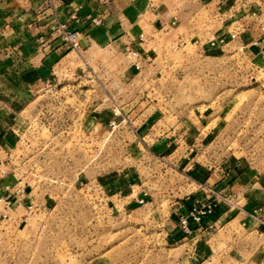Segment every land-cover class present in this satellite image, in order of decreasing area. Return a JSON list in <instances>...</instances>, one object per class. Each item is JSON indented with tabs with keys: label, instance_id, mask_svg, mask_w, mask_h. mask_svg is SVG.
<instances>
[{
	"label": "rangeland",
	"instance_id": "374dc122",
	"mask_svg": "<svg viewBox=\"0 0 264 264\" xmlns=\"http://www.w3.org/2000/svg\"><path fill=\"white\" fill-rule=\"evenodd\" d=\"M167 3L177 25L146 27L142 71L80 37L70 49L80 72L36 94L12 161L37 210L0 220V264H247L264 244L230 216L206 253L177 220L178 204L206 188L264 183V35L251 26L260 42L244 53L208 50L222 26L216 3ZM106 107L138 111L85 129L89 111Z\"/></svg>",
	"mask_w": 264,
	"mask_h": 264
},
{
	"label": "crops",
	"instance_id": "0c3cea01",
	"mask_svg": "<svg viewBox=\"0 0 264 264\" xmlns=\"http://www.w3.org/2000/svg\"><path fill=\"white\" fill-rule=\"evenodd\" d=\"M162 1L172 2L57 0L56 9H52L49 0H0V164H5L12 171L11 175L0 181V199L8 198L12 202L9 209L10 219L21 212L23 221V217L27 216V207L35 205L31 189L28 188L22 195L15 194L21 176L13 164L12 154L16 151L18 133L27 125L26 113L41 89L52 87L55 83L68 79V76L75 77L82 68L74 51H70L59 34L51 30V26L59 22L67 24L72 31H78L83 49H119L126 52V48L131 47L140 53L141 46L146 44L143 38L146 27L150 31L163 29L162 24L169 23L174 17H169L168 3L166 10L159 7ZM199 1L206 5L216 3L219 16L230 17L233 14L232 0ZM241 15L242 13L235 15L229 23L241 19ZM94 19L100 20V25L94 24ZM240 22L253 27L248 18H242ZM224 27L225 24H222L218 33H221ZM255 41L260 42L248 32V49L257 47L253 46ZM142 60L145 65L143 56ZM133 68L138 72L134 66ZM96 110L89 111L92 116H89L88 122L85 123V129H99L104 132L109 128L119 127L138 111L132 108L127 112L117 113L112 107L98 112ZM223 186L224 182L213 189L231 196L234 205L228 207L219 204L215 214L206 220V226L214 224L217 228L225 229L231 226L232 218L229 217L237 216L240 225L251 235L259 233V237H263L264 226L260 224H264V183L249 182L240 177L228 188L223 189ZM196 198L206 199L202 192L200 195L191 196L185 202H180L183 214L188 213ZM177 220L179 226V217ZM191 226L194 230L191 236H186L179 227L182 235L196 243L200 242L201 249L210 253L211 250L206 246H209L212 239L207 240V237L213 232L198 230L193 223ZM263 262L264 244L254 251L247 264Z\"/></svg>",
	"mask_w": 264,
	"mask_h": 264
},
{
	"label": "built area",
	"instance_id": "2783aa9c",
	"mask_svg": "<svg viewBox=\"0 0 264 264\" xmlns=\"http://www.w3.org/2000/svg\"><path fill=\"white\" fill-rule=\"evenodd\" d=\"M57 0H49V6L52 9H56ZM239 7V8H238ZM233 14L230 17L219 16L221 24H225L224 30L221 33H213L209 43L208 50L223 51L226 47L231 44H235L239 52H245L248 49L246 43V35L250 30V26L243 22H240L242 18H248L251 20L253 26L259 29V32L264 35V0H232ZM238 8V9H237ZM241 19H235L229 23L231 19H234L235 15L241 14ZM226 18V19H225ZM228 19V20H227ZM94 24L100 25L101 21L98 19L93 20ZM178 22V17L174 16L169 23H163L162 28L166 32L171 31L175 28ZM53 32H57L63 42L68 46L69 49L78 51L80 48V33L78 31H72L69 26L64 23H54L51 26ZM259 42L255 41L253 46H258ZM126 53L131 56L135 69L140 72L143 69V60L140 53L131 47L126 48ZM23 139L20 137V142ZM12 174V171L3 163L0 164V181L5 177ZM29 185L24 184V180L20 179L18 187L15 188L16 195H22L27 192ZM206 199L196 198L190 207L187 214H183L182 203L177 206L179 213V227L186 236H191L194 233L191 224L193 223L198 230H204L214 232L216 226L209 224L206 226V220L213 216L219 206V204H225L228 207L234 205L231 196L225 195L221 191H217L213 188H206L204 191ZM140 203H144L142 199ZM12 207V202L8 198L0 199V220H10L9 209ZM37 210L34 204L27 207V216L33 214ZM264 264V262L262 263Z\"/></svg>",
	"mask_w": 264,
	"mask_h": 264
}]
</instances>
